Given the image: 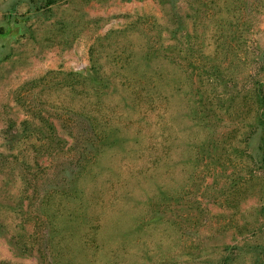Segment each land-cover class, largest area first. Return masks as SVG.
<instances>
[{"label": "rangeland", "instance_id": "374dc122", "mask_svg": "<svg viewBox=\"0 0 264 264\" xmlns=\"http://www.w3.org/2000/svg\"><path fill=\"white\" fill-rule=\"evenodd\" d=\"M0 264H264V0H0Z\"/></svg>", "mask_w": 264, "mask_h": 264}]
</instances>
